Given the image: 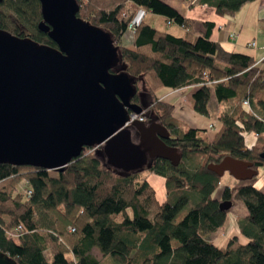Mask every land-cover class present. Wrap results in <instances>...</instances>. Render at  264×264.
I'll list each match as a JSON object with an SVG mask.
<instances>
[{
    "label": "trees",
    "instance_id": "obj_1",
    "mask_svg": "<svg viewBox=\"0 0 264 264\" xmlns=\"http://www.w3.org/2000/svg\"><path fill=\"white\" fill-rule=\"evenodd\" d=\"M75 1L77 17L107 32L119 48L120 65L110 72L122 71L133 80L136 92L130 103L141 108L144 123L155 121L169 130L165 144L178 148L182 161L171 167L155 159L141 172L125 174L106 166L97 147L83 149L61 173L0 164V252L18 264H264V196L247 182L223 186L221 177L206 169L227 156L250 162L256 171L264 168V123L259 119H264V66L209 39L212 23L204 24L200 36L187 31L176 37L133 19L139 8L189 29L190 21L161 0ZM252 1L198 3L212 7L219 17H232ZM128 3L132 6L127 10ZM40 20L37 0H0V29L56 48L37 29ZM130 23L132 48L122 43ZM193 86L197 115L207 116L211 98L219 104L230 102V109L217 117L220 126L210 140L199 135L205 130L190 129L173 118L174 105L155 95L162 88ZM248 133L262 135V143L247 147ZM186 159L194 160L193 170L182 168ZM142 172L165 181L164 202H158ZM25 181L28 196L18 188ZM193 199L175 223L177 212ZM240 199L246 200L247 215L237 222L246 244L236 237L224 248L207 242L225 224L228 212L221 211L219 203L230 200L234 206ZM18 227L19 237L6 236Z\"/></svg>",
    "mask_w": 264,
    "mask_h": 264
},
{
    "label": "water",
    "instance_id": "obj_2",
    "mask_svg": "<svg viewBox=\"0 0 264 264\" xmlns=\"http://www.w3.org/2000/svg\"><path fill=\"white\" fill-rule=\"evenodd\" d=\"M37 1V29L56 48L0 29V164L61 173L83 149L100 147L106 166L125 174L155 159L178 167L181 154L165 144V126L130 122L141 108L130 103L136 89L129 75L110 72L120 64L109 34L79 19L75 0ZM206 169L238 182L258 174L229 156ZM232 205L222 201L219 209ZM0 264L18 263L0 252Z\"/></svg>",
    "mask_w": 264,
    "mask_h": 264
},
{
    "label": "crops",
    "instance_id": "obj_3",
    "mask_svg": "<svg viewBox=\"0 0 264 264\" xmlns=\"http://www.w3.org/2000/svg\"><path fill=\"white\" fill-rule=\"evenodd\" d=\"M161 1L169 4L172 8L178 11L183 18L189 20L191 23L189 29H185L180 25H176L174 22L170 25H168L167 22L165 24L166 27L170 26V28H174V31L167 30L172 35L178 37L187 31H190L194 36H200L205 32L204 24L212 23L209 39L229 52H236L242 55L245 54L254 59L258 65L264 66V0L252 1V3L243 6L242 9L232 17H219L215 14L212 7L200 5L198 0ZM131 6V3H128V9H130ZM135 11L138 13L139 17H143L144 21L150 19L155 22L156 18H160L166 22V19L159 15L155 16L150 12H144L139 8H135ZM159 30L167 32L162 27H159ZM124 36H126L127 40L133 45V32L127 31ZM252 44H254L253 47ZM195 89H197L195 86L191 88H181V90L162 88L159 89L155 95L158 101L160 100L174 105V112H183L190 119H193V117H199L193 110V92ZM210 102L211 101L208 102V105ZM229 109L230 107L228 106L226 111ZM181 118L182 117L178 116L177 119L181 124L190 129L194 128L188 126V123L186 121L184 122L183 118ZM200 126L205 132L208 130L211 132L213 131L210 135L211 137L206 133L203 135L210 140L212 139L215 130L219 128L220 125L218 124V121L213 124L204 119ZM211 126H213V128H210ZM152 175L150 176L152 177ZM146 182H148V178L146 179ZM148 184L153 187L155 191L154 186L151 185L150 182H148Z\"/></svg>",
    "mask_w": 264,
    "mask_h": 264
},
{
    "label": "rangeland",
    "instance_id": "obj_4",
    "mask_svg": "<svg viewBox=\"0 0 264 264\" xmlns=\"http://www.w3.org/2000/svg\"><path fill=\"white\" fill-rule=\"evenodd\" d=\"M127 10H128V7H127ZM127 15H128V11H126L123 14L124 17H126ZM133 19L138 21V20H143V17L142 16L139 17L138 13L136 12L133 16ZM146 22L151 27H153L154 29L159 30V27H162L166 31L167 30L174 31L173 30L174 28H170V26L166 27L165 26L166 22L160 18H156L155 22H153L150 19H146ZM122 43L124 44V46H127L128 48H132V44H131V42H129L127 40L126 36L123 37ZM210 101L211 102L209 103L208 108H207V116L197 115L199 117H197V118L193 117V119H190L183 112L179 113V111H175L176 112L175 113L174 110L172 111L171 116L173 118H175L176 120L178 119V116L182 117L184 122L186 121L188 123V126H190L191 128L194 127V128H197L199 130L204 131V129L201 128V126H200L201 122L204 121V119H205V120L210 121L211 123L215 124L217 122V117L220 115V113L225 112V110L227 109V107L230 104L229 101L224 102L223 104H219L214 100V98H211ZM205 133L208 134L209 137H211L210 135L213 133V131L212 132L209 130L206 132L204 131V132L200 133L199 135H201V134L204 135ZM262 140H263L262 135L256 137L255 134H252V133L244 134V142H245V145L247 147L259 146V144L262 143ZM182 168H188V169L193 170L195 168L194 160L193 159H186L184 161V163L182 164ZM146 173L147 172H142L144 177L146 176V179L148 178V182H150V184L154 186L155 193L157 196V200L160 203H162L164 201L165 195H166L165 181L161 177H158L154 174L151 177L150 175H147ZM257 173H258L257 176L254 177L253 180H250V182H247V183H249V184L251 183L255 188H257L260 191L261 196L263 197L264 196V168H260L257 171ZM221 179H222L221 184L223 186L237 187L239 184L245 183V182L236 181L234 178H232L230 176L229 173H225L221 177ZM22 187H23V183H22V185L18 186L21 194H22V189H23ZM220 191L221 190L219 188L218 192H216L214 194V198H218ZM193 202H195L194 199L191 202L187 203L185 207H183L181 210H179L177 212V214L175 215V218H174L175 223L180 221L186 215V212L192 206ZM245 202H246V200H243V199L235 200L234 206H232L227 213L225 224L221 228H219V230L217 232L210 234L206 238L207 242L214 244L218 248H220V247L224 248L227 245L226 243L229 240H231V238L236 237L238 239L239 243L246 244L248 239L241 232H239V227H238V222H237L238 220H240V218H243L247 215V210L245 209ZM2 221L4 223L8 222L6 217H3ZM93 254L95 255V257L97 259L100 258V254L97 250H93ZM50 258H51L50 253L47 252L46 253V259L48 261H50Z\"/></svg>",
    "mask_w": 264,
    "mask_h": 264
},
{
    "label": "built area",
    "instance_id": "obj_5",
    "mask_svg": "<svg viewBox=\"0 0 264 264\" xmlns=\"http://www.w3.org/2000/svg\"><path fill=\"white\" fill-rule=\"evenodd\" d=\"M171 23H172V21H168V25H170ZM133 30H134V24L133 23H130L128 25V27H127V31L134 32ZM253 46H254V44H252V47ZM246 104L248 105V102L247 101L245 102V105ZM129 118H130V122H132V121H141V122H143V117H141L140 115L136 116L134 114H130ZM259 119L261 120L262 123H264V119H261V118H259ZM210 128H213V126H211ZM256 136H258V135H256ZM27 185H28V182L25 181L23 183V187H22L23 188L22 189V194L28 196L30 193L25 188ZM21 234H22V231H21L20 227L14 229L13 231H6V236L8 238H11V239H14L16 237H19Z\"/></svg>",
    "mask_w": 264,
    "mask_h": 264
}]
</instances>
